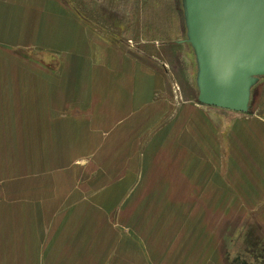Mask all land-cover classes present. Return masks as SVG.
<instances>
[{
	"label": "rangeland",
	"instance_id": "374dc122",
	"mask_svg": "<svg viewBox=\"0 0 264 264\" xmlns=\"http://www.w3.org/2000/svg\"><path fill=\"white\" fill-rule=\"evenodd\" d=\"M63 17L62 68L0 100V264L264 261V77L245 114L201 105L180 0Z\"/></svg>",
	"mask_w": 264,
	"mask_h": 264
},
{
	"label": "water",
	"instance_id": "95a60500",
	"mask_svg": "<svg viewBox=\"0 0 264 264\" xmlns=\"http://www.w3.org/2000/svg\"><path fill=\"white\" fill-rule=\"evenodd\" d=\"M197 101L245 114L264 77V0H180Z\"/></svg>",
	"mask_w": 264,
	"mask_h": 264
},
{
	"label": "crops",
	"instance_id": "0c3cea01",
	"mask_svg": "<svg viewBox=\"0 0 264 264\" xmlns=\"http://www.w3.org/2000/svg\"><path fill=\"white\" fill-rule=\"evenodd\" d=\"M63 36V0H0V100L29 101L32 69L53 68L56 74L62 68L56 62L52 67L51 56L62 52ZM32 49L39 54L32 55ZM61 95L62 87H55L59 104ZM26 109L29 114L23 103L17 114H26Z\"/></svg>",
	"mask_w": 264,
	"mask_h": 264
},
{
	"label": "flooded vegetation",
	"instance_id": "af4514ba",
	"mask_svg": "<svg viewBox=\"0 0 264 264\" xmlns=\"http://www.w3.org/2000/svg\"><path fill=\"white\" fill-rule=\"evenodd\" d=\"M233 264H264V261L260 260V258H257L255 256H252L251 254L246 253H234L233 257Z\"/></svg>",
	"mask_w": 264,
	"mask_h": 264
}]
</instances>
